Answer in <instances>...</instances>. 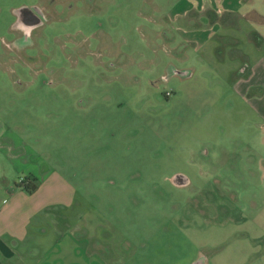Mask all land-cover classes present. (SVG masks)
I'll return each mask as SVG.
<instances>
[{
  "label": "rangeland",
  "instance_id": "374dc122",
  "mask_svg": "<svg viewBox=\"0 0 264 264\" xmlns=\"http://www.w3.org/2000/svg\"><path fill=\"white\" fill-rule=\"evenodd\" d=\"M173 2L69 0L26 36L1 1L0 128L75 175L113 264H264V122Z\"/></svg>",
  "mask_w": 264,
  "mask_h": 264
},
{
  "label": "crops",
  "instance_id": "0c3cea01",
  "mask_svg": "<svg viewBox=\"0 0 264 264\" xmlns=\"http://www.w3.org/2000/svg\"><path fill=\"white\" fill-rule=\"evenodd\" d=\"M1 1L27 2L21 12L36 19L39 11L46 20L66 13L69 0ZM147 1L159 6L161 0ZM167 17L190 21L194 41L213 42L218 34L229 45L230 58L239 62L227 65L231 79L239 80L237 93L249 95L264 122V0H176ZM5 130L0 128V264H113L116 235L84 231L75 175L54 168L30 139ZM24 179L38 185L31 195L17 187Z\"/></svg>",
  "mask_w": 264,
  "mask_h": 264
},
{
  "label": "flooded vegetation",
  "instance_id": "af4514ba",
  "mask_svg": "<svg viewBox=\"0 0 264 264\" xmlns=\"http://www.w3.org/2000/svg\"><path fill=\"white\" fill-rule=\"evenodd\" d=\"M32 13V14H31ZM37 14V17L36 19L33 18V12H30V14L32 15V17L27 14L26 11H22L20 12V17H19V25L22 26V29H23V32H25V35L28 36L30 31L32 29L35 28V26H41L43 25V22H44V17L41 15V13L36 12ZM174 181L176 182L175 185H177L178 187H183V186H186L188 181L182 177H176L174 179Z\"/></svg>",
  "mask_w": 264,
  "mask_h": 264
},
{
  "label": "trees",
  "instance_id": "16d2710c",
  "mask_svg": "<svg viewBox=\"0 0 264 264\" xmlns=\"http://www.w3.org/2000/svg\"><path fill=\"white\" fill-rule=\"evenodd\" d=\"M17 187L24 190L25 193H27L28 195H31L32 193H34L37 190L38 185L32 179H24L19 184H17Z\"/></svg>",
  "mask_w": 264,
  "mask_h": 264
}]
</instances>
